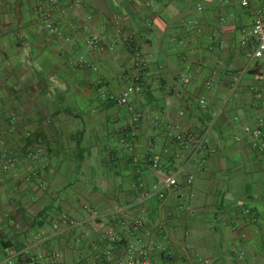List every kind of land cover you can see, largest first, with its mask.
I'll return each mask as SVG.
<instances>
[{"label":"crops","instance_id":"obj_1","mask_svg":"<svg viewBox=\"0 0 264 264\" xmlns=\"http://www.w3.org/2000/svg\"><path fill=\"white\" fill-rule=\"evenodd\" d=\"M242 2L0 0V264H127L141 247L264 264V0ZM131 84L137 121L116 99ZM64 215L82 223L59 236Z\"/></svg>","mask_w":264,"mask_h":264},{"label":"built area","instance_id":"obj_2","mask_svg":"<svg viewBox=\"0 0 264 264\" xmlns=\"http://www.w3.org/2000/svg\"><path fill=\"white\" fill-rule=\"evenodd\" d=\"M52 3L57 2V0H50ZM244 5H247L249 2L248 0H243L242 2ZM251 34L255 37L257 45L254 50V56L255 57H262L264 55V16H258L253 23L252 29H251ZM142 66L145 65L144 62H139ZM137 85L131 84L127 86L117 97L116 99L120 104L126 105L128 109L132 113V119L133 121H137L142 117V114L135 110L131 101V96L132 94L136 91ZM205 101L201 100V105H204ZM176 138L178 140H183V135L182 134H177ZM125 145L131 149L130 143H128L125 140ZM204 145V142L202 139L198 140L193 144L192 149H191V154H196L200 148H202ZM4 169H8L11 164H13L16 161V158L14 156H8L4 153ZM160 156L158 155H153L149 157L148 161L151 167L153 168L154 171H157L159 168L160 164ZM135 161H138V158H135ZM185 170L184 167H179L176 172L173 174H169L164 177L163 179V184L166 188H171V187H176L179 185V176H185ZM187 182H191V178L186 179ZM151 191L150 190H143L139 196L136 198L135 203H141L142 201L146 200L147 198L151 197ZM99 216V212L97 210H92L89 214V217L91 219H97ZM79 220H76L74 218H70L66 215L61 217V220L57 222L54 225V230L55 233L59 236H62L67 230L70 228L77 227L81 224ZM137 226L141 225V221L137 220L136 221ZM122 239V236L120 237ZM113 239H117L113 235ZM126 239V238H125ZM88 264V263H85ZM123 264V263H121ZM127 264H161V263H154L152 258L149 255V251L146 248H138V249H133L130 259L127 261Z\"/></svg>","mask_w":264,"mask_h":264}]
</instances>
